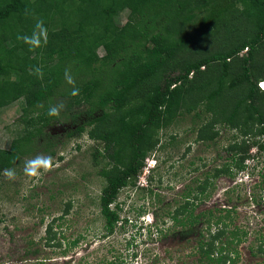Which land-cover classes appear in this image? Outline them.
Here are the masks:
<instances>
[{"label":"trees","instance_id":"obj_1","mask_svg":"<svg viewBox=\"0 0 264 264\" xmlns=\"http://www.w3.org/2000/svg\"><path fill=\"white\" fill-rule=\"evenodd\" d=\"M122 12L126 20L118 23ZM232 17L242 26L224 31ZM259 81H264V0H0V112L19 103L14 136L7 148L0 147V177L39 149L54 154L61 142L47 127L69 121L62 136L86 133L100 142L92 158L104 179L98 200L107 237L119 220L126 222L118 203L110 205L122 188L134 185L147 155L161 148V129L189 116L197 139L213 143L217 126L224 125L235 131L225 146L228 158L186 186L185 201L168 214L194 234L199 264H235L236 244L247 235L232 222L242 198L237 186L226 192L227 208L194 210L212 196L218 177L235 180L255 170L259 178L248 201L264 200ZM58 104L64 105L59 115L49 116L50 106ZM142 189L159 200L151 186ZM152 212L156 221L157 211ZM63 215L46 225L47 245H61L53 225ZM198 223L206 225L205 232ZM258 240L253 255L264 253V235Z\"/></svg>","mask_w":264,"mask_h":264},{"label":"rangeland","instance_id":"obj_2","mask_svg":"<svg viewBox=\"0 0 264 264\" xmlns=\"http://www.w3.org/2000/svg\"><path fill=\"white\" fill-rule=\"evenodd\" d=\"M125 20L126 12L120 13L118 23ZM231 21L233 25L224 27V31L242 26L235 17ZM40 33L38 30L36 35ZM224 34L222 31L219 37ZM98 52L104 53L101 47ZM245 52L244 49L240 53ZM18 116V102L1 110V148L9 146L17 129ZM217 127L219 134L213 143L197 139L189 116L161 129L159 144L163 147H156L147 155L134 185L122 188L110 205L115 207L118 203L119 216L126 218V222L119 220L113 233L104 237V218L98 200L104 179L98 174L99 166L94 165L92 158V148L100 142L90 139L86 133L79 137L62 136L71 128L70 123L55 121L47 127L61 142L55 153L39 149L10 168L15 170L14 179L6 177L5 171L0 177V264H110L111 261L114 264H199L194 234L187 233L168 212L183 204L182 192L186 186H193V180L202 178L203 172L228 158L225 146L235 131L221 124ZM255 151L252 147L250 152L254 154ZM37 156L50 157L49 166L41 169L38 175H27L25 161ZM258 159L264 160V152ZM149 176H152L151 182ZM258 178L256 170L249 176L242 172L235 180L218 177L212 196L194 210L199 213L207 208H227L231 204L227 202L226 192L237 186L234 191L242 198L232 222L243 227L247 235L236 244L235 264H264V253L252 254L259 245L258 237L264 235V200L257 204L248 201L250 189ZM147 186L159 195V200L142 189ZM68 204L69 211L65 213ZM153 210L158 214L156 221ZM60 215L62 219L56 220L53 226L61 238V245H47L43 239L45 227ZM155 222L156 228L151 226ZM196 227L206 231L203 223ZM79 236V241L72 245L71 241Z\"/></svg>","mask_w":264,"mask_h":264},{"label":"clouds","instance_id":"obj_3","mask_svg":"<svg viewBox=\"0 0 264 264\" xmlns=\"http://www.w3.org/2000/svg\"><path fill=\"white\" fill-rule=\"evenodd\" d=\"M68 79H69V83H71L72 82L71 77H69ZM259 82H264V81H259ZM259 82H258V86L261 88V85ZM262 89H264V87ZM63 107H64L63 104L50 106V108L48 110L49 116H54V117L58 116L60 110ZM49 163H50V157L37 156L34 159L25 161L24 172L27 175H38V174H40L41 169H44V170L47 169V167L49 166ZM4 175L6 177H8L9 179H14L16 173H15L14 169H6L4 172Z\"/></svg>","mask_w":264,"mask_h":264},{"label":"built area","instance_id":"obj_4","mask_svg":"<svg viewBox=\"0 0 264 264\" xmlns=\"http://www.w3.org/2000/svg\"><path fill=\"white\" fill-rule=\"evenodd\" d=\"M259 83L261 85V88H263L264 87V82H259ZM150 165H152V164H150ZM146 171H148V169Z\"/></svg>","mask_w":264,"mask_h":264}]
</instances>
